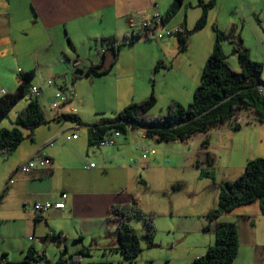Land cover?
Segmentation results:
<instances>
[{"label":"crops","instance_id":"1","mask_svg":"<svg viewBox=\"0 0 264 264\" xmlns=\"http://www.w3.org/2000/svg\"><path fill=\"white\" fill-rule=\"evenodd\" d=\"M171 2L172 0H0V57L4 58L9 54L12 56L9 62L0 61V96L16 90L18 72L33 70L34 76L30 80H39L37 75L41 77V73H37L35 67L39 60L37 53L45 47L57 49L66 62L76 57V60L71 59V64L77 62L78 69L83 72L78 73L70 64L73 69L71 83L62 71L63 84L58 88H63L64 93L67 92L66 87L72 93L69 95L67 92L69 103L61 109V113L76 116L82 124L80 126L70 122L51 121L54 114L48 105L50 90L44 86L31 85L40 89L38 101L50 122L32 132L23 130L26 137L17 149L8 158L0 156V262L22 263L28 252L33 250L36 260L31 264H57L60 257L65 260L78 251L86 252L87 255L81 256L76 263L67 261L63 264H133L124 260L116 250V226L110 218L112 208L132 203L137 204L143 212L156 216L159 231L169 224L167 222H172L177 233L200 238L203 234L212 232L204 231L207 225L212 227L217 223L215 220L209 223L205 218L217 204V199L211 202L210 192L218 197L219 186L225 181L236 179L243 172L247 161L264 158V123L256 120L253 110L240 114L243 119L240 130H233L232 121H228L207 134L199 135L201 141L206 140L205 150L212 158L214 156L217 159V147L224 148L226 152L229 148V166L226 171L230 176L227 177L225 173L220 179L214 177L212 180L210 176L204 177L194 172L198 183L193 186L195 191L189 193L191 200L187 201L179 197V193L184 191V185H171L170 177L157 169L168 164L166 159L169 156H177V162L182 163L180 156L185 154L187 163L188 157L194 153L196 158L201 159L199 155L203 156L205 161L200 149L192 151L190 146L191 150L186 151V148L169 144L157 146L154 140L146 141L142 130L121 135L111 146L100 147L91 145L88 141V127L113 118L132 103L144 101L152 89L162 111L171 102L182 106L191 102L214 43H193L192 48L188 45L186 52L179 53L177 40L171 32H175L177 28L182 30L183 24L186 29L188 17L185 15V22H182L181 16L183 12L186 13L183 6L174 19L163 24L160 18ZM199 15L200 13L197 18ZM132 22L136 26L147 23V29L150 28L152 32L151 39L130 43L127 37L136 33L131 27ZM110 43L131 47L146 44L141 47L148 51V56L141 59L140 64H146L143 72L147 76L138 79L137 85L134 77L135 59L124 66V61L118 58L119 53L117 57L114 55ZM83 48L87 49L88 55L81 59L79 50ZM18 49L24 52L26 58L19 57ZM67 49L72 52L64 55ZM92 51L95 53L92 54ZM260 60L258 59L259 62ZM158 62L162 63L164 71L153 75ZM236 65L234 63L232 69L238 72ZM94 66L101 67L100 72L106 75L105 82L97 84V75L85 77V72ZM127 69L130 72L122 74ZM113 71L117 72V85L109 88L106 81ZM152 75L155 85L153 83L151 86L148 76ZM262 80L264 81L263 78ZM27 102L28 98L25 106L19 107V110L16 109L17 104L0 123V129L11 128ZM155 109L157 108L151 109L149 114ZM73 135L77 138L72 139ZM138 143L156 146L158 155L143 159ZM247 149L251 150L250 158L245 157ZM181 150L185 151L181 153ZM236 151L244 153L242 162L238 163V170L231 163ZM32 156L45 157L46 167L27 175L16 172ZM196 158L193 160L195 169L198 170L201 161ZM90 163H95V167L90 168ZM235 172L238 173L232 175ZM11 179L13 182L10 184ZM208 190L209 194L206 196ZM63 200L65 207L62 210H50L41 216H35L32 211L34 203H56ZM226 214L235 217V222H231L235 224L238 233V253L235 259L241 250L244 255L247 253L252 256L251 259L242 256L237 264H264V214L260 211L258 202L237 207ZM257 219L262 221L256 222ZM132 221L130 223L138 236L144 235L146 229L143 223ZM257 224L260 227L258 229ZM168 228L173 230L171 226ZM155 234L156 230L154 238ZM212 240L211 236L206 241ZM142 243L143 250L146 245ZM190 244L189 249H196L190 258L191 263L202 256V244L197 241Z\"/></svg>","mask_w":264,"mask_h":264},{"label":"trees","instance_id":"2","mask_svg":"<svg viewBox=\"0 0 264 264\" xmlns=\"http://www.w3.org/2000/svg\"><path fill=\"white\" fill-rule=\"evenodd\" d=\"M184 2L185 0H172L164 15L160 18L161 22L163 24L168 23L178 13ZM215 4L216 0H209L206 3L199 0L198 5L201 8V15L195 22L193 29L191 31L178 29L171 32V35L175 36L177 40L179 53L186 52L188 38L191 34L205 27L208 11L214 8ZM213 32L215 33L216 42L203 66L200 83L194 90L192 100L187 106L171 102L167 105L164 114L151 115L149 112L156 103L152 89L149 97L144 101L132 103L113 118L105 119L88 127V141L90 144L98 146V142L107 138L114 145L116 138L138 130L144 132L146 139L154 140L158 144L177 140L187 141L196 134H207L213 128L228 121H232L233 130H240L243 124L240 114L246 110H253L256 114V120L259 123H264L263 64L252 61L248 51L238 47L235 54L239 71L232 70L220 48V42L229 37L224 36L215 27H213ZM151 33V29L146 28L143 32L131 34L127 39L130 43L141 39L150 40ZM110 46H112L113 53L117 57L121 45L115 46L110 43ZM161 67H163L162 63L158 62L154 67L153 74L158 72ZM97 68L96 66L90 67L84 75L86 77L102 75L103 73L97 71ZM75 70L83 74L78 67ZM33 76V70L25 73L18 72L16 75V90L13 93H2L0 96V123L8 117L12 109L21 100L28 98L26 107L16 116L12 127L0 129V156L3 158H8L24 141L26 137L24 131L32 132L50 122L38 101L40 93L37 96L30 93L31 86L29 83ZM60 90L63 91V88H60ZM65 90L68 91V88L65 87ZM238 118L242 122L238 123ZM51 121L58 123L70 122L77 126L82 125L79 119L70 113L53 115ZM114 132H118L119 136L111 138ZM147 147L148 149L154 148L155 153L151 155L139 150L143 159L158 155L159 151L156 146ZM206 148V140L201 141V153L205 156L206 166L211 167L213 158L206 152ZM189 149L191 150V147H188L186 151H190ZM200 175L208 177L210 173L201 171ZM210 178L213 180L211 176ZM254 202H258L260 211L264 214V158L247 161L240 176L234 180L225 181L219 186L217 206L205 218L209 223H212L221 215ZM110 213V218L116 226V250L124 260L134 262L138 258L142 252L141 242L145 243L147 249L154 248L157 245L154 242L156 216L153 213L143 212L135 203L114 207L110 210ZM133 219L142 221L146 229L144 235L138 236L133 229L130 224ZM210 230L214 233V244L209 246L202 256L197 257L190 264H232L238 253V233L235 224L217 222L213 227L207 225L204 228L206 232ZM84 255H87L86 252L78 251L65 260L60 257L57 264H63L67 261L76 263ZM35 260V253L30 250L26 260L19 264H31Z\"/></svg>","mask_w":264,"mask_h":264},{"label":"rangeland","instance_id":"3","mask_svg":"<svg viewBox=\"0 0 264 264\" xmlns=\"http://www.w3.org/2000/svg\"><path fill=\"white\" fill-rule=\"evenodd\" d=\"M208 1L209 0H203L204 3ZM198 2L199 0H185L183 4L184 8H186L185 9L186 13L183 12L181 16V20L182 22L183 21L185 22L186 16L188 17L186 22V26H187L186 29L188 31H191L193 29L195 22L197 21V19H199L201 15V8L199 7ZM199 13L200 15L197 18V15ZM177 15L178 14H176L172 19H174ZM183 25H182V30L184 31ZM213 27H215L217 30L223 33L224 36L229 37L228 39H224L220 42V48L224 56H226V62L231 69L234 63L237 64V56L235 54V51L236 49H238V47H242L243 49H246L248 51L250 59L252 61L259 62L258 59H261L259 63L263 64V72H264V0H216V4L214 8L208 11L207 23L205 27L196 33H192L191 36L188 38L189 39L188 45L190 46V48H192L193 43H198V42L215 43L216 37H215V33L213 32ZM144 45L146 44L145 43L138 44V46L135 47L125 45V46H121V49L119 51L118 58L121 61H124L123 62L124 66L129 65V63H131L135 59L134 77H135L136 85L138 83V79H140L142 76L143 77L147 76V74L143 72V70L146 68V64H142V65L140 64V60L146 59L148 56V51L144 50L143 47H141ZM27 49H30V47H27ZM18 50H19V57L22 56L26 58L24 52L20 49ZM86 50L87 49L84 48L79 50V55L81 59L85 58V55H88V52H86ZM70 52L72 51L70 49H67V52H64L65 53L64 55ZM91 53L94 54L95 52L92 51ZM57 54L58 56L56 57ZM37 55L39 56V60L36 61L37 66L35 67L37 68L36 69L37 73H39L40 71L41 77L37 75V79L39 80L36 81L33 80V82L32 80H30L29 85L30 86L37 85L40 87L44 86V88H48L50 90V94H49L50 102H53L55 93L63 92L61 90H58V88L61 87V84H63L62 82L63 74H65L66 78L69 80V83H71L72 75H73L72 74L73 69H71L70 67L71 59L76 60L77 58L76 57H72L71 59L69 58L70 61L66 62L63 54L60 53L57 49L47 48V47L39 50ZM11 60H12L11 54H9L7 57L4 58L0 57V61L9 62ZM34 62L35 60L33 56V61H32L33 66H34ZM237 65H236V69L238 67ZM160 69L159 72L164 71L163 70L164 66L161 67ZM97 70L99 72L102 71L100 66L98 67ZM62 71H64L63 74ZM129 72L130 70L127 69L125 70V72H122V74L125 75ZM116 73H117L116 71H113L111 73L112 74L111 77L106 81V85L109 88H113L117 85L115 81ZM153 75L151 77L148 76V80H150L151 86L154 83L152 82V80L154 81ZM99 76H103V77H99ZM104 76L106 75H97V77H95L96 83L100 84L105 82L106 78ZM262 78L264 79V73H262ZM145 80L147 79L145 78ZM129 84L131 86L130 80H129ZM67 92L64 93L68 94ZM26 101H27V97L25 100H21L18 103L16 109L19 110L18 109L19 107L25 106ZM39 103L41 104V102ZM153 108H157V109L153 110L151 112V115L164 114L166 111V109L164 111L160 110V107L157 105V103H155V105L151 109ZM108 117L111 118L113 117V115H108ZM9 118L11 119L12 117ZM7 121L8 120H6V122ZM146 141L151 142L152 140L146 139ZM156 144L157 146H165L167 144L174 147L180 146L182 149L185 148L187 149L188 147L191 146L192 151H198L200 149L201 139L200 136L196 134L186 143H182L180 140H177L175 142L173 141L169 143H162V144L156 143ZM185 150H181V153L182 151L184 152ZM227 153L229 154V148L227 149L226 152L224 148L217 147L215 152L217 159H215L213 156L214 159L211 167L206 166L204 159H202L203 156L199 155L201 159L196 158V155L194 153H191V155L188 157L189 160L187 163L185 162V157H187L185 156V154H182V156H180V160L182 163L177 162L178 161L177 156H169V158L166 159V161H168V164H165L164 166H162L160 169L157 170L160 173H165V176L170 177L172 183L171 185H175L176 183L183 184L184 191L179 193L180 194L179 197L181 199H186L187 201H190L191 198L189 197V193H193L195 191L193 186L196 183H198L196 180V176L194 175V172L195 174H200L201 171H208L210 173V176L212 178L215 177L217 180L220 179L221 176L224 175L225 173L227 177L230 176V174L226 171L229 166V161L227 160ZM250 153L251 150L247 149L245 153V157L250 158L251 157ZM232 157L233 159L231 163L232 164L234 163V167L236 168V170H238L239 168L238 163H240L241 157L244 158V153H240L236 151ZM194 158H196L199 162L201 161L200 166H198V170L195 169L196 164ZM191 162H194L193 166L191 165ZM238 172H235L232 175H235ZM207 193L209 194V190L206 191V196ZM210 198L212 199L211 202H214L216 199L218 202V197L215 196L214 192L213 193L210 192ZM229 216H230L229 214H224L215 221L235 222V217L234 216L229 217ZM261 221H262L261 219L256 220V222H261ZM132 222L139 223L142 221L139 219H133ZM167 223L169 224H167V226L164 225L165 227L161 228L159 231V229L156 226V222H154V226L156 230L154 242L157 245L151 249H147L143 247L142 252L139 254L138 258L133 262V264H184L185 260H186L185 263L189 264L190 258L192 257L194 251L196 250V249H189V247L191 246V244L189 245V243H194L197 241L199 244H202V252L200 255H203L204 252H206L207 250L206 247L210 245L212 246L214 244V233L212 232L209 234L205 233V235L203 234V236L200 237L201 238L200 239L199 237L191 236L190 234L177 233L173 223L172 222H167ZM170 226L171 228H173V230H170V228H168ZM213 226L214 225H212V227ZM258 228L260 227L257 224V229ZM211 236L213 237L212 242L206 241L207 238ZM141 245L143 246L142 242ZM243 253L244 251L241 250L239 256L237 257V259L234 260L233 264H237L241 260L242 256L247 257L249 259L252 258L250 254L246 253L244 255ZM121 264H127V263L121 262Z\"/></svg>","mask_w":264,"mask_h":264},{"label":"built area","instance_id":"4","mask_svg":"<svg viewBox=\"0 0 264 264\" xmlns=\"http://www.w3.org/2000/svg\"><path fill=\"white\" fill-rule=\"evenodd\" d=\"M132 29L134 31H136V33L139 32H143L147 27L148 24L147 23H142L140 25H135L132 22ZM169 35V34H167ZM161 36H159L160 38ZM72 68H77L78 67V63L77 62H72L71 64ZM31 95L37 96L40 93V89L38 87H31L30 90ZM69 103V97L67 96V94L65 93H56L54 96V101L51 102L49 104V108L50 110L53 112L54 115L61 113V109ZM237 122H242V120L240 118L237 119ZM119 136L118 132H114L111 136V138L117 137ZM77 136L73 135L72 139H76ZM113 144V142L110 139L104 138L103 140H101L100 142H98V146L103 147V146H111ZM138 150L144 152V153H150L151 155H153L155 153V149L154 148H149L145 145H142L141 143L137 144ZM47 165V161L45 157H38V156H32L30 158H28L23 164H21L16 172L20 173V174H30L32 172H34L35 170H40L45 168ZM90 168H94L95 167V163H90L89 164ZM13 182V179L9 180V183L11 184ZM1 194H0V204H1ZM65 204H64V200L61 202H56V203H51V202H44V203H34L33 207H32V211L34 213L35 216H41L44 213L50 211V210H62L64 209ZM0 264H6L4 261H1Z\"/></svg>","mask_w":264,"mask_h":264}]
</instances>
